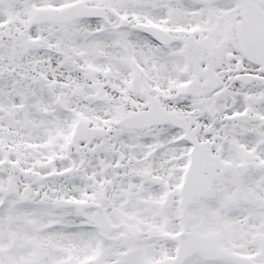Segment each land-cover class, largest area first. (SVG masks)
<instances>
[{
  "label": "snow or ice",
  "instance_id": "snow-or-ice-1",
  "mask_svg": "<svg viewBox=\"0 0 264 264\" xmlns=\"http://www.w3.org/2000/svg\"><path fill=\"white\" fill-rule=\"evenodd\" d=\"M0 264H264V0H0Z\"/></svg>",
  "mask_w": 264,
  "mask_h": 264
}]
</instances>
